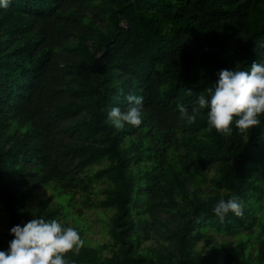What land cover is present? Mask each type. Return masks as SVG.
I'll return each mask as SVG.
<instances>
[{"label":"trees","instance_id":"1","mask_svg":"<svg viewBox=\"0 0 264 264\" xmlns=\"http://www.w3.org/2000/svg\"><path fill=\"white\" fill-rule=\"evenodd\" d=\"M254 61L264 62V0H9L0 250L37 217L72 218L81 237L88 208L111 212L100 222L110 243L82 240L68 264H264V116L225 136L196 103L222 69ZM129 93L143 97L142 123L116 129L107 114L126 110ZM180 105L198 109L194 122ZM40 190L50 195L28 209ZM222 198H238L243 215L217 217ZM214 235L235 247H209Z\"/></svg>","mask_w":264,"mask_h":264},{"label":"clouds","instance_id":"2","mask_svg":"<svg viewBox=\"0 0 264 264\" xmlns=\"http://www.w3.org/2000/svg\"><path fill=\"white\" fill-rule=\"evenodd\" d=\"M9 0H0L7 7ZM214 88L208 95H200L198 109H207V122L211 129L228 136L232 126L242 132L259 127L264 116V62L254 61L250 70L222 69ZM126 110L113 107L107 114V123L116 129L126 125L139 127L142 123L143 97L129 93L125 96ZM197 108L192 112L183 105L179 113L189 123L196 120ZM213 213L223 220L229 213L243 215L238 198L220 199ZM13 237L7 250H0V264H68L66 254L78 252L83 244L79 232L59 219L32 218L10 229Z\"/></svg>","mask_w":264,"mask_h":264},{"label":"rangeland","instance_id":"3","mask_svg":"<svg viewBox=\"0 0 264 264\" xmlns=\"http://www.w3.org/2000/svg\"><path fill=\"white\" fill-rule=\"evenodd\" d=\"M49 195L50 193L46 190L38 191L35 194L34 198L27 202L28 209L30 210L34 209L41 198H44V197L46 198ZM82 213H83L82 218L84 220L83 223L87 225L88 231L87 232L83 231L81 235V239L84 241H87L92 246L109 244L110 241L108 237L106 236V233L104 232L102 224L100 222H101V214H104L106 217H109L111 215V212L102 211L99 209L92 210L88 208H83ZM3 214H4V211L0 208V216H2ZM73 222L74 221L72 218L68 219V223L70 224V227L73 226L72 225ZM80 227H82V224L80 225ZM0 229L3 230L2 225L0 226ZM214 243H217V244L225 243L227 246L234 248L236 241L232 238H222V237L214 235L211 243H209L208 246L211 247ZM151 244H152L151 242H148L144 244V246H149ZM204 247H206L205 242H201L196 246V250L201 251L203 250ZM103 254L105 256L111 255L109 250L104 251Z\"/></svg>","mask_w":264,"mask_h":264}]
</instances>
